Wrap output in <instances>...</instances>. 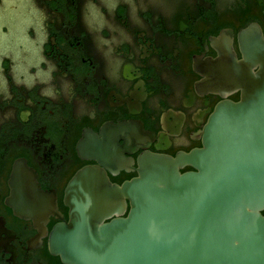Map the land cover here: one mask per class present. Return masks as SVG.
<instances>
[{
    "label": "flooded vegetation",
    "instance_id": "1",
    "mask_svg": "<svg viewBox=\"0 0 264 264\" xmlns=\"http://www.w3.org/2000/svg\"><path fill=\"white\" fill-rule=\"evenodd\" d=\"M228 42L251 72L264 59V0H0V264H62L16 208L29 185L53 196L85 166L116 185L145 151L202 147ZM188 163L179 172L193 171Z\"/></svg>",
    "mask_w": 264,
    "mask_h": 264
},
{
    "label": "water",
    "instance_id": "2",
    "mask_svg": "<svg viewBox=\"0 0 264 264\" xmlns=\"http://www.w3.org/2000/svg\"><path fill=\"white\" fill-rule=\"evenodd\" d=\"M213 65L217 87L240 90L219 102L202 147L176 157L145 151L120 185L93 166L77 170L54 198L29 185L32 206L16 208L41 232L62 264H264V59L251 72L223 41ZM188 163L193 171L179 172Z\"/></svg>",
    "mask_w": 264,
    "mask_h": 264
},
{
    "label": "trees",
    "instance_id": "3",
    "mask_svg": "<svg viewBox=\"0 0 264 264\" xmlns=\"http://www.w3.org/2000/svg\"><path fill=\"white\" fill-rule=\"evenodd\" d=\"M262 214H264V211H261Z\"/></svg>",
    "mask_w": 264,
    "mask_h": 264
}]
</instances>
